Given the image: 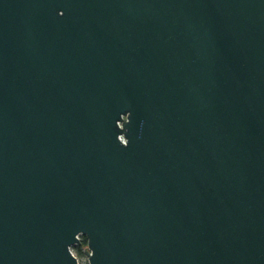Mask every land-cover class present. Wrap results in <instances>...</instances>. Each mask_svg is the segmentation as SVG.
<instances>
[{"label": "water", "instance_id": "1", "mask_svg": "<svg viewBox=\"0 0 264 264\" xmlns=\"http://www.w3.org/2000/svg\"><path fill=\"white\" fill-rule=\"evenodd\" d=\"M264 264V0H0V264Z\"/></svg>", "mask_w": 264, "mask_h": 264}, {"label": "rangeland", "instance_id": "2", "mask_svg": "<svg viewBox=\"0 0 264 264\" xmlns=\"http://www.w3.org/2000/svg\"><path fill=\"white\" fill-rule=\"evenodd\" d=\"M80 240V237H78ZM80 244V243H79ZM74 245L70 247L71 253L74 255L79 264H87V259L85 255V250L83 249L85 245Z\"/></svg>", "mask_w": 264, "mask_h": 264}, {"label": "trees", "instance_id": "3", "mask_svg": "<svg viewBox=\"0 0 264 264\" xmlns=\"http://www.w3.org/2000/svg\"><path fill=\"white\" fill-rule=\"evenodd\" d=\"M80 244H81V245H85V237L82 236V235L80 236ZM80 244H79V245H80Z\"/></svg>", "mask_w": 264, "mask_h": 264}, {"label": "built area", "instance_id": "4", "mask_svg": "<svg viewBox=\"0 0 264 264\" xmlns=\"http://www.w3.org/2000/svg\"><path fill=\"white\" fill-rule=\"evenodd\" d=\"M77 263L79 264V262L77 261Z\"/></svg>", "mask_w": 264, "mask_h": 264}]
</instances>
